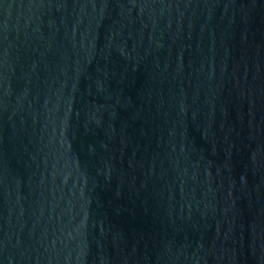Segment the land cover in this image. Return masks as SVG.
Segmentation results:
<instances>
[{
    "label": "water",
    "instance_id": "obj_1",
    "mask_svg": "<svg viewBox=\"0 0 264 264\" xmlns=\"http://www.w3.org/2000/svg\"><path fill=\"white\" fill-rule=\"evenodd\" d=\"M0 264H264V0H0Z\"/></svg>",
    "mask_w": 264,
    "mask_h": 264
}]
</instances>
